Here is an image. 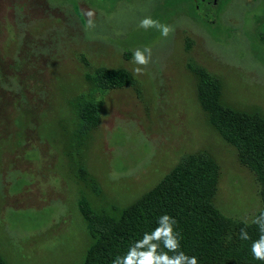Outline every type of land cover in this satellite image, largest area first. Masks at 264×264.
<instances>
[{"label":"rangeland","instance_id":"374dc122","mask_svg":"<svg viewBox=\"0 0 264 264\" xmlns=\"http://www.w3.org/2000/svg\"><path fill=\"white\" fill-rule=\"evenodd\" d=\"M205 7L198 13L218 36L184 2L0 0L4 264H83L95 237L78 199L118 220L189 154L216 165L213 205L232 220H253L259 184L209 123L197 86L214 79L220 107L264 122V48L253 34L264 0H228L218 13ZM146 18L171 31L140 27ZM145 48L149 62L139 65L134 52ZM100 68L123 69L129 82L102 88ZM85 104L94 125L82 118Z\"/></svg>","mask_w":264,"mask_h":264},{"label":"trees","instance_id":"16d2710c","mask_svg":"<svg viewBox=\"0 0 264 264\" xmlns=\"http://www.w3.org/2000/svg\"><path fill=\"white\" fill-rule=\"evenodd\" d=\"M227 1L163 0V4L170 7L184 2L189 14L218 36L217 26L212 27L211 21L198 12L206 11L205 5H211L218 13ZM253 34L257 44L264 48V13ZM128 82L129 75L123 69L96 71V83L102 88H120ZM217 97L216 81L204 76L197 86L201 108L218 135L235 149L239 160L254 173L259 184L261 207L253 220L250 223L232 220L213 205L218 177L216 165L208 157L189 154L126 207L118 220L90 211L86 201L78 199L77 209L95 237L83 264H124L125 257L141 260L153 245L155 256L167 254L172 259L182 252L186 257L195 256L198 264H264V259H256L252 253L253 244L260 243L264 236L260 224L254 222L264 213V122L220 107ZM81 114L85 122L96 124L92 105L85 104ZM164 216L169 219L163 220ZM169 225L172 236L179 241L176 251L165 247L169 237L163 235V230ZM157 229L161 230L160 238H151ZM242 229L247 239L241 238ZM0 264H4L1 259Z\"/></svg>","mask_w":264,"mask_h":264},{"label":"clouds","instance_id":"9594fccd","mask_svg":"<svg viewBox=\"0 0 264 264\" xmlns=\"http://www.w3.org/2000/svg\"><path fill=\"white\" fill-rule=\"evenodd\" d=\"M87 15L91 17L93 15L92 12H88ZM140 27L147 28V27H157L161 30V34L167 36L168 33L171 31V28L167 25H161L157 21H153L150 18H146L141 21ZM148 53L146 57L144 53ZM150 58V49L145 48L142 52L140 49H137L134 52V62L139 65H147ZM135 72L139 73L142 69L137 68L134 70ZM163 220H168L169 217L164 216L162 217ZM264 213L261 214L259 218H257L254 222L260 224L261 231H264ZM174 223V221H173ZM163 235L169 237V239L165 240V247L169 248L171 251H176L179 247V241L174 236H172V229L171 225H169L166 229L163 230ZM161 236V230L157 229L151 238L159 239ZM241 238L247 239V233L241 230ZM148 237L146 236L145 241H147ZM155 245L152 246V250L145 254L144 258L141 260H132L130 257H125L124 264H198L197 259L195 256L186 257L182 252L175 258L170 259L167 254H161L159 256H155L153 253L155 251ZM252 253L256 259H264V236L261 237L260 243H254L252 246ZM132 254L130 253V256Z\"/></svg>","mask_w":264,"mask_h":264}]
</instances>
